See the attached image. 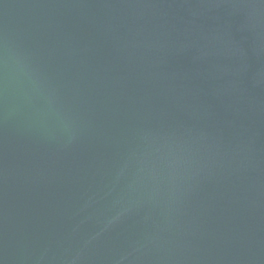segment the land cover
I'll use <instances>...</instances> for the list:
<instances>
[{"label":"water","instance_id":"obj_1","mask_svg":"<svg viewBox=\"0 0 264 264\" xmlns=\"http://www.w3.org/2000/svg\"><path fill=\"white\" fill-rule=\"evenodd\" d=\"M0 264H264V0H0Z\"/></svg>","mask_w":264,"mask_h":264}]
</instances>
